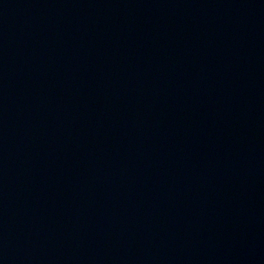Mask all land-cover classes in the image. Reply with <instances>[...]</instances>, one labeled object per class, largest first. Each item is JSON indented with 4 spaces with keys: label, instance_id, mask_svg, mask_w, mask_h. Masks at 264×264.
<instances>
[{
    "label": "water",
    "instance_id": "water-1",
    "mask_svg": "<svg viewBox=\"0 0 264 264\" xmlns=\"http://www.w3.org/2000/svg\"><path fill=\"white\" fill-rule=\"evenodd\" d=\"M0 264H264V0H0Z\"/></svg>",
    "mask_w": 264,
    "mask_h": 264
}]
</instances>
